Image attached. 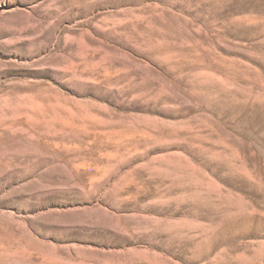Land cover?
<instances>
[{"label": "rangeland", "instance_id": "374dc122", "mask_svg": "<svg viewBox=\"0 0 264 264\" xmlns=\"http://www.w3.org/2000/svg\"><path fill=\"white\" fill-rule=\"evenodd\" d=\"M0 264H264V0H0Z\"/></svg>", "mask_w": 264, "mask_h": 264}]
</instances>
